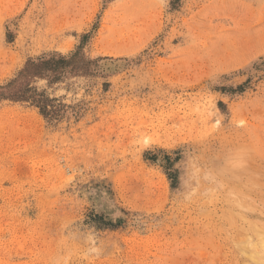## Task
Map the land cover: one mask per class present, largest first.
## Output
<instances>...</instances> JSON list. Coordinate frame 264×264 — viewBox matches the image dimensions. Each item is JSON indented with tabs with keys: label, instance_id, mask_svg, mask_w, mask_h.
Segmentation results:
<instances>
[{
	"label": "rangeland",
	"instance_id": "374dc122",
	"mask_svg": "<svg viewBox=\"0 0 264 264\" xmlns=\"http://www.w3.org/2000/svg\"><path fill=\"white\" fill-rule=\"evenodd\" d=\"M0 264H264V0H0Z\"/></svg>",
	"mask_w": 264,
	"mask_h": 264
},
{
	"label": "trees",
	"instance_id": "16d2710c",
	"mask_svg": "<svg viewBox=\"0 0 264 264\" xmlns=\"http://www.w3.org/2000/svg\"><path fill=\"white\" fill-rule=\"evenodd\" d=\"M76 54L70 56H59L57 58H37L35 60H28L25 64L23 70L19 72L17 77L12 80L8 85L3 88L4 90L11 89L19 80L25 79L26 77L36 76L45 77V74L58 75L62 74L66 68L74 67L70 66L73 63V59ZM10 91V90H9ZM0 98H9L16 101H26L30 102L32 105L38 108L39 112L50 118L57 117L56 108L51 104V101L43 96V94L37 93L34 89L30 87L18 88L12 92H0Z\"/></svg>",
	"mask_w": 264,
	"mask_h": 264
}]
</instances>
